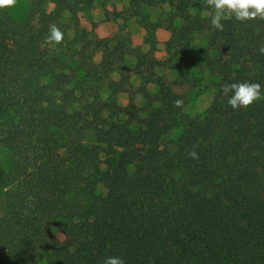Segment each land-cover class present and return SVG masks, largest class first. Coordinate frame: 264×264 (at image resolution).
<instances>
[{"label": "trees", "instance_id": "1", "mask_svg": "<svg viewBox=\"0 0 264 264\" xmlns=\"http://www.w3.org/2000/svg\"><path fill=\"white\" fill-rule=\"evenodd\" d=\"M77 1L27 0L19 15L0 9V264H36L35 250L46 264H103L109 256L125 264H264V100L234 110L221 91L238 82L264 90V20H225L220 31L206 0H128L126 14L149 36L168 31L175 56L170 81L136 73L139 115L128 75L109 77L123 66L124 44L78 29ZM45 2L74 17L80 39L68 71L45 47L46 25H32ZM159 3L169 10L149 22L142 5ZM194 36L212 96L188 115L176 89L200 80ZM90 43L101 49L97 60ZM194 145L197 158L188 154Z\"/></svg>", "mask_w": 264, "mask_h": 264}, {"label": "rangeland", "instance_id": "2", "mask_svg": "<svg viewBox=\"0 0 264 264\" xmlns=\"http://www.w3.org/2000/svg\"><path fill=\"white\" fill-rule=\"evenodd\" d=\"M71 3L72 0H70ZM27 0H18L15 7L10 8L14 15H19L25 11ZM128 0H79L75 8V19L77 21V28L83 29L85 35L91 38H113L112 44L117 40H120L124 44L123 48V66L120 69H115L116 72L109 75L111 79L118 80L120 74L126 73L128 75V82L124 86L130 85V88L134 90L132 96L133 104L137 108L139 115L144 114L142 108L143 98L136 92V88L141 84L139 74H146L151 72L153 75L163 78L165 81H170L175 76L173 69V63L175 60L174 51L168 49L165 45L166 40L169 37V33L164 28L158 27L153 30L149 36L147 32L136 22L135 17H131L126 14V8L128 7ZM142 10L148 15L149 22L157 20L160 16H165L169 7L166 3H159L153 5H142ZM71 13L67 9L56 10L54 2H45L41 9L35 12L31 18L32 25L35 28H39L42 25H46L45 37L49 34L51 25H56L64 34V41L62 44L56 45L55 48L49 47L45 43V47L48 51H52L64 62V70L73 68L76 64L77 48L79 43L77 42L80 37L75 32V27L72 22ZM202 45V40L199 36H194L192 40V62L198 64L194 68L195 77L199 74V81H196L195 86H179L177 91L184 95L187 100L184 111L186 114H196L205 109L212 96V90L207 87L210 77L206 74L202 62L200 61L197 50ZM90 43L88 50L93 53L92 58L94 60L99 59L101 56V49L94 48ZM74 60V61H73ZM199 69V70H198ZM198 70V71H197ZM41 83L48 82L46 76L41 77ZM145 88L148 92L155 91V85L148 82ZM207 88H204V87ZM202 89L201 91H197ZM105 94V92H103ZM117 100L120 104L125 105L127 103V94L124 92L118 93ZM76 105V104H75ZM77 106V105H76ZM85 141L91 143L93 137L90 132H86ZM102 158V155H100ZM128 172L131 177L136 176L133 167L128 166ZM95 191L102 193L103 189L101 184H96ZM34 259L36 264H46L44 256L41 250L34 251Z\"/></svg>", "mask_w": 264, "mask_h": 264}, {"label": "clouds", "instance_id": "3", "mask_svg": "<svg viewBox=\"0 0 264 264\" xmlns=\"http://www.w3.org/2000/svg\"><path fill=\"white\" fill-rule=\"evenodd\" d=\"M17 3L18 0H0V9L15 7ZM206 4L213 10L210 23L216 30L223 31L222 21L233 18L240 22L264 20V0H206ZM63 41V32L58 26L51 25L49 34L45 37V43L55 48ZM260 52L264 54V48H261ZM221 91L224 96L228 97L227 103L234 110L248 108L253 103L264 100V90L258 82L225 83ZM173 103L176 107L183 105L182 100H176ZM194 149L195 145L188 154L192 158H197L198 154ZM103 264H125V262L119 256H109L105 258Z\"/></svg>", "mask_w": 264, "mask_h": 264}]
</instances>
